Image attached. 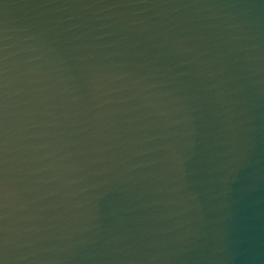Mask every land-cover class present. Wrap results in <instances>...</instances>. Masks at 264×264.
Masks as SVG:
<instances>
[{
  "label": "water",
  "instance_id": "obj_1",
  "mask_svg": "<svg viewBox=\"0 0 264 264\" xmlns=\"http://www.w3.org/2000/svg\"><path fill=\"white\" fill-rule=\"evenodd\" d=\"M0 264H264V0H0Z\"/></svg>",
  "mask_w": 264,
  "mask_h": 264
}]
</instances>
